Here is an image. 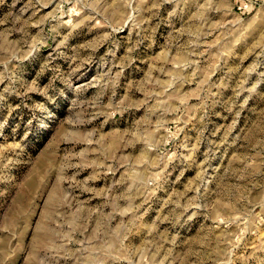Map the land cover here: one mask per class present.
Here are the masks:
<instances>
[{
	"label": "rangeland",
	"instance_id": "374dc122",
	"mask_svg": "<svg viewBox=\"0 0 264 264\" xmlns=\"http://www.w3.org/2000/svg\"><path fill=\"white\" fill-rule=\"evenodd\" d=\"M0 264H264V0H0Z\"/></svg>",
	"mask_w": 264,
	"mask_h": 264
}]
</instances>
